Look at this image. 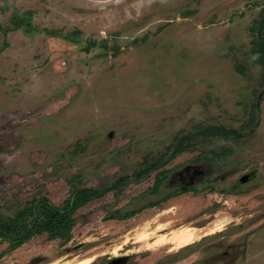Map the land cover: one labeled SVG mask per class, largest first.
I'll return each instance as SVG.
<instances>
[{"label":"rangeland","instance_id":"obj_1","mask_svg":"<svg viewBox=\"0 0 264 264\" xmlns=\"http://www.w3.org/2000/svg\"><path fill=\"white\" fill-rule=\"evenodd\" d=\"M82 188L0 264H264V0H0V218Z\"/></svg>","mask_w":264,"mask_h":264},{"label":"trees","instance_id":"obj_2","mask_svg":"<svg viewBox=\"0 0 264 264\" xmlns=\"http://www.w3.org/2000/svg\"><path fill=\"white\" fill-rule=\"evenodd\" d=\"M261 100L262 98L259 97L256 108H259ZM104 193L105 191L99 193L88 188L76 189L62 206H56L49 199L41 198L20 213L21 216H35L30 227L23 225L18 229L16 223H9L0 218V239L9 242L10 250H15L29 242L33 237L44 233H47L52 239L69 241L75 226V212ZM38 206L45 210L44 220L37 209Z\"/></svg>","mask_w":264,"mask_h":264},{"label":"bare ground","instance_id":"obj_3","mask_svg":"<svg viewBox=\"0 0 264 264\" xmlns=\"http://www.w3.org/2000/svg\"><path fill=\"white\" fill-rule=\"evenodd\" d=\"M171 236H162L158 243L160 246H164L167 244H173L177 249L185 248L198 240L197 230L190 227H182L179 230L173 231L170 233ZM145 239V237H141L140 241ZM144 241V240H143ZM91 260L79 261L76 264H90Z\"/></svg>","mask_w":264,"mask_h":264}]
</instances>
